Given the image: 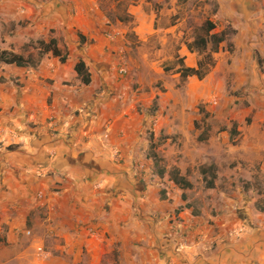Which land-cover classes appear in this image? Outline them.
<instances>
[{
  "label": "crops",
  "instance_id": "0c3cea01",
  "mask_svg": "<svg viewBox=\"0 0 264 264\" xmlns=\"http://www.w3.org/2000/svg\"><path fill=\"white\" fill-rule=\"evenodd\" d=\"M217 1L222 32L238 25L248 41L241 65H257L264 10ZM119 3L0 0V53L34 63L0 62V264H264V106L237 111L228 97L226 112L209 114L158 91L148 44L172 49L186 19L157 18L140 0L127 8L133 20L114 25ZM51 40L58 55L40 44ZM202 170L218 188L185 197L196 179L206 184ZM25 229L49 258L33 253Z\"/></svg>",
  "mask_w": 264,
  "mask_h": 264
},
{
  "label": "rangeland",
  "instance_id": "374dc122",
  "mask_svg": "<svg viewBox=\"0 0 264 264\" xmlns=\"http://www.w3.org/2000/svg\"><path fill=\"white\" fill-rule=\"evenodd\" d=\"M234 1L236 3H233L234 5H231L229 9L235 12L240 6L237 7V0ZM241 1L240 5L246 7L249 11L254 10L256 7H261L264 10V0ZM146 2L152 3V10L157 18L167 15L166 17H169L172 23H176L179 19H186V23L180 28L184 29L187 35L185 34L183 39L180 40H171L172 49L170 45L163 44V41H160L157 37L150 39L148 44L151 49L153 63L150 67L148 66V74L150 76L148 82L153 81V85L158 87V91L168 92V95L184 98L191 104L196 103L200 112L209 114L211 111L226 112V104L229 103L228 97L230 99L235 98V102L233 100L232 102L236 104L237 111L243 107L245 108L244 110L249 111L252 105H256V108L264 106L262 99V96H264V68L261 67L262 65L258 67V60L261 57L258 56L257 60V57L253 56V59L258 63L257 65L252 62L247 64V60L245 66L241 65L246 58L247 50L244 47L248 44V41L239 34L238 25L233 27L231 24H224L226 25L224 30L227 31V39L219 44L216 51L212 50L213 44L211 42L208 43L205 50H201L193 42L195 38L205 35L203 26L208 19L216 23L214 33L220 34L222 32L221 22H224L222 16L226 14V10H222L221 13L217 0H165L162 2H159V0L157 2L155 0H146ZM130 4L138 5L140 0H120L118 10L113 12L110 19L112 24H117L118 18L122 22L133 20V16L127 12ZM168 10L167 14H162V11ZM258 33L263 38L264 28L259 30ZM183 46H187L189 52L191 51L193 54L185 56L179 54L178 50ZM208 55L211 57H208ZM262 60L264 65V59L262 58ZM198 63H200V66ZM187 66L199 68L200 74L183 78L178 73L181 74V69ZM220 82L221 85L219 84ZM163 83H166L171 90H167ZM136 85L138 86L139 83L136 82ZM214 99L217 100V104H213ZM154 107L152 106L151 109L153 117H155ZM256 108H253L250 115H254ZM201 122L200 127L203 125L206 127L207 121L202 120ZM152 127L154 128V119ZM7 137H9L7 132L1 135V138ZM199 142L206 147L207 144L204 140L201 139ZM158 159L163 161V158L159 156ZM160 164L163 165V162ZM210 175L213 176V174ZM221 187H225V185L221 184ZM193 188L195 190L191 194H186L185 197H195V193L206 192L209 187L196 179ZM4 234L6 232H0V239H6ZM31 234L30 229H25L23 237L26 244L33 247V253L37 255V243L34 242L33 234ZM5 245L9 246L10 243ZM44 249L48 250L45 247Z\"/></svg>",
  "mask_w": 264,
  "mask_h": 264
},
{
  "label": "trees",
  "instance_id": "16d2710c",
  "mask_svg": "<svg viewBox=\"0 0 264 264\" xmlns=\"http://www.w3.org/2000/svg\"><path fill=\"white\" fill-rule=\"evenodd\" d=\"M216 26L214 24L213 21L211 20H207L203 26V30L205 31V35L204 36H200L195 38V40L193 41L198 48H200L201 50H205L208 46V43L211 42L213 44V51H216V48H218L219 44L224 42L227 39V31H223L220 34L214 33ZM41 46L44 48V51H53V53L55 55L59 54V50L56 46V43L54 40H51L50 43H44L43 41H40ZM208 57H211L210 55H208ZM64 60V58H63ZM0 62H4L7 64H16L18 66H25L28 64H34L33 63V59L31 57L29 58H24L23 56L14 54V53H10L7 51H3L0 53ZM202 63V61H201ZM259 63L260 65L263 66V61L262 59L259 58ZM198 65L200 66V63H198ZM212 65V64H211ZM76 71L78 72V74L81 76L82 81L85 84H89L90 83V74L87 70L86 64L84 61H80L79 63L76 64ZM199 73V68H194V67H185L181 69V76L183 78H187L189 76L192 75H198ZM200 74V73H199ZM201 77V76H200ZM212 170V169H211ZM202 173L204 174V178H205V182L206 185L209 188H215L217 185L215 184L214 181L212 180H208L206 178V170H202ZM210 174H213L210 171ZM173 178L175 183L181 187L182 189H188L192 187V184L189 183L185 177L179 175V172L177 170H175V172L173 171ZM212 177H216L215 175H213Z\"/></svg>",
  "mask_w": 264,
  "mask_h": 264
},
{
  "label": "built area",
  "instance_id": "2783aa9c",
  "mask_svg": "<svg viewBox=\"0 0 264 264\" xmlns=\"http://www.w3.org/2000/svg\"><path fill=\"white\" fill-rule=\"evenodd\" d=\"M109 34H110L109 37H113V38H116L118 36V33L114 31H113V34L111 33ZM120 72L121 73L127 72L126 66H124L123 64H121ZM28 233H30V231H28ZM37 254L41 259H44V260H46L50 256V253L47 250H45L43 246L37 247Z\"/></svg>",
  "mask_w": 264,
  "mask_h": 264
}]
</instances>
